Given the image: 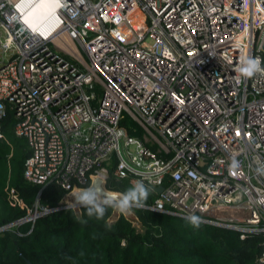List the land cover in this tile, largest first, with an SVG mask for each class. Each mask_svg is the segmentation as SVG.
<instances>
[{
    "label": "built area",
    "instance_id": "2783aa9c",
    "mask_svg": "<svg viewBox=\"0 0 264 264\" xmlns=\"http://www.w3.org/2000/svg\"><path fill=\"white\" fill-rule=\"evenodd\" d=\"M263 38L264 0H0V118L31 146L25 178L79 208L112 153L157 194L146 208L264 234V74L237 71Z\"/></svg>",
    "mask_w": 264,
    "mask_h": 264
},
{
    "label": "trees",
    "instance_id": "16d2710c",
    "mask_svg": "<svg viewBox=\"0 0 264 264\" xmlns=\"http://www.w3.org/2000/svg\"><path fill=\"white\" fill-rule=\"evenodd\" d=\"M17 122L12 110L0 118V264H264L263 232L241 238L236 228L210 223L194 228L184 217L148 208L131 210L134 223L112 215L111 208L97 220L81 205L66 207L65 188L25 178L32 150L16 135ZM120 125L127 135H140L134 121ZM108 158L104 186L123 193L131 184L114 175L112 153ZM156 196L150 191L147 206ZM34 211L40 214L18 223Z\"/></svg>",
    "mask_w": 264,
    "mask_h": 264
},
{
    "label": "clouds",
    "instance_id": "9594fccd",
    "mask_svg": "<svg viewBox=\"0 0 264 264\" xmlns=\"http://www.w3.org/2000/svg\"><path fill=\"white\" fill-rule=\"evenodd\" d=\"M262 64L264 61L260 57L243 55L237 71L244 78H252L256 74H264ZM149 194V186L143 180H136L123 193L109 191L102 183H93L79 189L73 195L75 201L86 208L90 218L101 220L109 208L121 214H127L133 208H146ZM186 220L194 228H198L202 223L201 218L196 215H189Z\"/></svg>",
    "mask_w": 264,
    "mask_h": 264
},
{
    "label": "water",
    "instance_id": "95a60500",
    "mask_svg": "<svg viewBox=\"0 0 264 264\" xmlns=\"http://www.w3.org/2000/svg\"><path fill=\"white\" fill-rule=\"evenodd\" d=\"M262 49H263V52H264V38H263V40H262ZM93 183H102V184L104 185L103 179H102L101 177H99V176H93V178L91 179V181L89 182V184H88L86 187H88L90 184H93ZM86 187H80V188L74 189V190L70 193V197H71V201H70V203H72L73 205H77L78 203L75 201V199H74V195H73V194H74L76 191H78L79 189L86 188ZM161 189H162V185H156V186L154 187V190H155L156 192H160ZM108 190H109V189H108ZM109 191L116 192V191H114V190H109ZM116 193H119V192H116ZM47 212H48V211H47ZM114 213H115V214H114ZM118 213H120V212H118V211L112 209V215L116 216V215H118ZM39 214H40V212H38V213L33 212V213H31V215H28V216H26L25 218H23V219H21L20 221H18V223H22V222H25V221H29V220H31V219H34V218H35L37 215H39ZM122 215L124 216V218H127L128 220L133 221V218L129 217L128 214H122ZM135 218H136V217H135ZM136 219H137V218H136ZM133 222H134V221H133Z\"/></svg>",
    "mask_w": 264,
    "mask_h": 264
},
{
    "label": "rangeland",
    "instance_id": "374dc122",
    "mask_svg": "<svg viewBox=\"0 0 264 264\" xmlns=\"http://www.w3.org/2000/svg\"><path fill=\"white\" fill-rule=\"evenodd\" d=\"M238 193H234V195L236 196ZM69 200L71 201V197L69 198ZM235 201L236 202H241L242 200H239V198H236L235 199ZM235 203V202H234ZM37 213V212H36ZM115 214V213H114ZM128 215H129V217H131V218H133V221H134V223H136L137 222V219L135 218V216L133 215V213H132V211H130L129 213H127ZM217 214L219 215V216H226L227 214H228V211L227 210H222L221 212H217ZM202 233H203V229H202Z\"/></svg>",
    "mask_w": 264,
    "mask_h": 264
}]
</instances>
